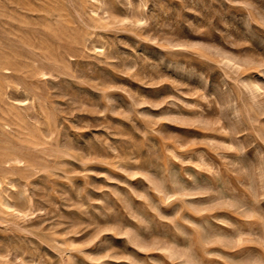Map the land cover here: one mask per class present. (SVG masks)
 Returning <instances> with one entry per match:
<instances>
[{
	"label": "rangeland",
	"instance_id": "rangeland-1",
	"mask_svg": "<svg viewBox=\"0 0 264 264\" xmlns=\"http://www.w3.org/2000/svg\"><path fill=\"white\" fill-rule=\"evenodd\" d=\"M0 264H264V0H0Z\"/></svg>",
	"mask_w": 264,
	"mask_h": 264
},
{
	"label": "bare ground",
	"instance_id": "bare-ground-1",
	"mask_svg": "<svg viewBox=\"0 0 264 264\" xmlns=\"http://www.w3.org/2000/svg\"><path fill=\"white\" fill-rule=\"evenodd\" d=\"M16 160V159H15ZM17 161V160H16ZM13 162V161H12Z\"/></svg>",
	"mask_w": 264,
	"mask_h": 264
}]
</instances>
